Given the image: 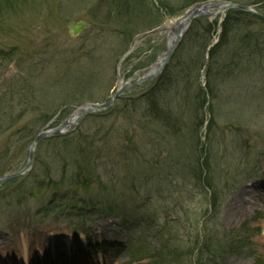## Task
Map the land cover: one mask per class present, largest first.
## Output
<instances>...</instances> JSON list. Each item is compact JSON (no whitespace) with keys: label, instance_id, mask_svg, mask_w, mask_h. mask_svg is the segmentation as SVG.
Wrapping results in <instances>:
<instances>
[{"label":"rangeland","instance_id":"obj_1","mask_svg":"<svg viewBox=\"0 0 264 264\" xmlns=\"http://www.w3.org/2000/svg\"><path fill=\"white\" fill-rule=\"evenodd\" d=\"M154 1H134L131 7L138 9L129 17L125 0H0V120L8 129L3 134L0 127V155L6 153L5 168L23 169L28 148L43 128H58L86 102L108 100L121 85L146 74L167 51L174 32L163 27L184 12L173 18L163 7L159 12L154 5L151 11ZM166 2L181 5V0ZM73 20L86 21L91 29L72 38L68 24ZM254 22L250 39L261 42L264 23ZM116 25L140 31L130 37L135 41L132 50L128 39L124 45L110 42L112 37L105 41L106 27ZM154 29L160 31L143 37ZM232 52L229 60L235 57L240 66L235 72L230 66L224 69L204 102L205 70L187 83L167 81L170 89L157 98L158 104L180 116L176 126L169 122L174 126L169 137L157 121L166 114L155 115L145 105L161 76L126 92L106 111L85 117L76 133L65 136V142L80 139L78 146L71 144L72 152L93 153L99 159L93 163L100 168L99 181L86 195L72 179L85 168L84 158L71 156L60 139L39 144L32 172L1 191L0 264H152L169 247L189 254L176 264H189L190 257L195 259L196 238L208 240V245L229 243L231 252L215 264H264V50L254 55L242 49ZM228 61L214 68L220 71ZM193 133L206 136L202 147L211 172L205 181L218 198L214 208L207 191L190 176L156 166L158 156L165 154L163 146L173 142L183 163L197 167L195 152L187 151ZM63 176L64 185L48 188ZM252 184H263L257 189L259 204L249 205L243 218L228 220L236 195ZM17 200L23 201L21 206L16 207ZM86 202L111 205L123 218L135 215L137 223L126 218L131 223L126 224L92 208L76 211L78 203ZM55 206L47 216L46 210Z\"/></svg>","mask_w":264,"mask_h":264},{"label":"trees","instance_id":"obj_2","mask_svg":"<svg viewBox=\"0 0 264 264\" xmlns=\"http://www.w3.org/2000/svg\"><path fill=\"white\" fill-rule=\"evenodd\" d=\"M125 1L127 2L128 0H125ZM134 1L138 2V0H132L130 1V3L127 2V6L124 8V11L127 10L128 15H125V16L130 17V14H129L130 12H132V14H136L138 7H131ZM201 1H204V0H181V5L177 8L175 5H169L166 2V0H158V2H160V6L156 5V7L159 12H161L159 8L163 7V10L165 9L166 11L165 10L164 11L167 14H169L168 11H170L169 15L175 17L178 14L185 11L187 8ZM230 1H235L237 3H240L239 0H230ZM252 3H253L252 5H259L258 9L264 12V0H256ZM154 5L155 4L152 3V6H150L151 11H153ZM135 18L136 17L132 19H135ZM254 21L264 23L262 20L258 19L256 16L250 13L232 9L227 12L226 17L221 25H219L218 19L211 22L207 18H200L193 23L192 27L185 35L182 43L179 45L169 66L165 69L164 73L160 77V80L157 86H155L154 89L148 93L147 95L148 98H146L147 104L145 105L147 106V110H149L150 112H154L155 115H158V113L160 112L166 114L160 117V120H157V121L163 122V124L155 122L156 124L163 125L162 132L165 136L172 133L171 128H174V126H176L175 122H177L180 119L179 115H178L179 117H177L176 115H173L170 111H168L162 106H159L158 104L157 98L159 97L160 99V97L162 96V93L167 92L170 89L166 85L167 81L171 79L177 83H182L183 81L187 83V82H190L192 78H200L201 71L205 69L208 91L202 89L203 95H204L202 99L204 102L205 101L204 97L208 96L207 92H209L208 93L209 96L213 94L214 85H217V83L220 82V79L222 78V75L224 74L222 73L224 69H227L230 66V68L233 69V71L235 72L236 68L240 66L241 62L240 61L237 62L235 57L233 59L235 61L232 62L229 60L230 55L233 54L232 50H235V52L237 50L238 51L237 54L240 53L241 49L244 53H246V50H248L252 52L253 55L256 54L255 50L257 51L264 50V46H263L264 35L260 37L262 40L261 42L259 41L260 39L259 40L250 39L251 36H254V33L252 32V28H253L252 26H255ZM219 29H221L220 34H218ZM109 30L116 31L117 35L120 38H122L123 41L126 43H127V39L130 40V42L132 41L131 40L132 33L140 32V31L131 32L129 30H126L125 28H122L120 25H116L114 27L113 26L106 27V29L104 30L105 34H109L110 33ZM216 37L218 38V42L217 44L213 45V42L215 41ZM231 42H233V44ZM231 45L234 46L233 49L230 48ZM221 61H228L230 64L225 63L226 65L222 67V69H220L219 71L216 68H214V66L218 67L219 66L218 63H220ZM196 95L198 96V99H199L200 95L195 94V96ZM198 99L196 100L197 102L195 104L197 103L199 104ZM174 101L175 99L173 98L172 104H174ZM193 103H194V100H193ZM177 106L179 105L177 104ZM167 116L169 118H167ZM171 121L174 122V126H171L169 124V122ZM0 127H2L3 129V131L1 132L3 134L5 133V130H8L3 127L1 120H0ZM183 131L187 132V130L185 129H183ZM187 133L189 134V132ZM187 133L182 134L181 138L182 136L185 137V134ZM57 139L64 141L63 139L65 138H57ZM84 139L85 137L82 140ZM78 140L80 139L74 140L73 138H66V141L68 142L64 141L65 149L69 150L68 153H70L71 156L72 155L82 156L84 158L83 162L85 164V168L81 169V173L79 174L75 173L72 179L75 180L74 185H76L77 187H82L84 190H90L91 185L99 181L100 174L98 173V171L100 170V168H97V166H93V163L94 164L96 162L99 163V159L92 158L93 153L84 154V153L79 152V150L76 153L72 152L70 148L72 147L71 144L73 143L75 146H78V144L76 143ZM191 140L193 142H191ZM49 141H53V140H49ZM49 141H45V142H49ZM202 142L203 140L200 134L198 135L197 133H193L192 135H190L189 144L191 145V149L187 147V151L195 152L194 153L195 156H192V160L197 161L198 159L199 163L197 167L196 166L193 167V165H190V162L183 163L184 160L181 154H179V152H176L174 150V148L176 147V144H174L173 142H169L168 144H166V146H163V148L165 149V154L162 152L161 155L158 156V159L156 160L157 161L156 166H158L157 168L158 169L164 168V170H167V171L168 170L172 171L173 169L177 170V174L179 176L190 175L198 183H201L202 177H203V171H204L202 167L207 169V172L209 173L211 172V169L206 160L207 154L205 155L203 153ZM168 148H171L172 151L169 150ZM55 149H60V147L56 146ZM155 149L157 148L155 147ZM66 150H65V153H67ZM180 152H184V151L180 150ZM142 153L140 154L141 156H142ZM5 155L6 153L0 155V173H4L11 169L10 167L5 168L4 166L5 159H6ZM185 155H189V153L187 152V154ZM198 155H200L199 158H197ZM144 156H146L144 164H147L148 163L147 160H149V158L147 157L146 154H144ZM163 156H165V160L162 163ZM204 158L205 160L201 164V159L203 160ZM151 161L152 160L150 159V162ZM64 179L65 177L63 176V179H61V182L55 183L53 187L54 188L58 187L59 184L63 183ZM206 183H208L207 180H206ZM207 187H211V186L208 185ZM215 199L216 197L214 196L210 200L213 208L215 207V204H216ZM104 206L98 202L95 204H88V208H92L93 212H107V213L115 214L117 216L119 215L117 208H114L111 205H107V206L104 205ZM126 218L130 220H134L137 223V219L135 215L134 216L128 215ZM172 241L173 239L170 240V242ZM178 241L180 242V240ZM207 242H204L201 249L199 250V254L197 255V259H196V264H215L216 261H219V262L222 261L224 256L227 255L229 252H231L228 250L229 243L220 244V245L212 243L208 245ZM198 246H199V241L196 238V247ZM144 249H147V247ZM142 253H144L143 250L141 251V254ZM183 256L188 257L189 254L181 255L180 253H177V248H173V247L172 249H170V247L168 249L165 248L162 252H160L158 255L154 257L156 260H152V264H176L178 263V261L181 262ZM164 257L166 258L165 260H164Z\"/></svg>","mask_w":264,"mask_h":264},{"label":"water","instance_id":"obj_3","mask_svg":"<svg viewBox=\"0 0 264 264\" xmlns=\"http://www.w3.org/2000/svg\"><path fill=\"white\" fill-rule=\"evenodd\" d=\"M239 9L242 11L253 13L254 15L258 16L262 20H264V15L258 13L250 6H244L239 5L233 2L229 1H222V0H212L207 2H202L194 7L190 8L174 25H168L164 29H170L174 34V39L172 40V43L169 44L167 51L162 55L161 58L152 66L151 70L145 75L140 77L137 81L134 83H128L125 86L121 87L117 90V92L111 97V99L104 103V104H85L83 107L79 108V114L74 118L73 121H68L65 125L61 126L60 128L53 130V131H43L41 132L29 149V160L27 166L12 175L3 176L0 177V183L4 181H8L11 179L18 178L25 174L26 172L30 171L33 166V158L36 150L37 144L46 138L52 137V136H61L67 132V127H73L75 128L81 120L92 113H95L97 111H102L105 109H108L112 107L115 103V101L123 95L124 92H126L129 89L136 88L146 82H150L154 79H157L164 69L167 67L169 62L171 61L177 47L181 43L184 35L190 28L192 22L200 17L207 15L209 17H215L219 13H224L229 9ZM91 27V24L86 21H71L69 24V31H70V37H77L79 36L83 31L87 30Z\"/></svg>","mask_w":264,"mask_h":264},{"label":"bare ground","instance_id":"obj_4","mask_svg":"<svg viewBox=\"0 0 264 264\" xmlns=\"http://www.w3.org/2000/svg\"><path fill=\"white\" fill-rule=\"evenodd\" d=\"M172 43V39L171 41L169 42V44ZM207 95L209 96L208 92H207ZM204 142H202L203 144ZM176 167V166H175ZM174 172V171H173ZM172 172V173H173ZM175 172L177 173V170H175ZM168 175V174H167ZM155 178V177H154ZM153 178V179H154ZM263 185V184H262ZM262 185L261 186H258V184H252V185H249L247 186L246 188H243L237 195L236 197L238 198V201L236 203V205H234L232 208H230L228 210V213L226 214V218L229 220V219H233L235 220L236 217H241L243 218L245 215H246V210H247V207L251 204H255V205H258L259 203H257L256 201V197H259V194L257 192V189L259 188H262ZM235 197V198H236ZM253 199V201H252ZM37 252H39L40 255H42V251L40 250H37ZM29 260V257L26 258L25 257V261H28ZM38 264V263H36Z\"/></svg>","mask_w":264,"mask_h":264}]
</instances>
